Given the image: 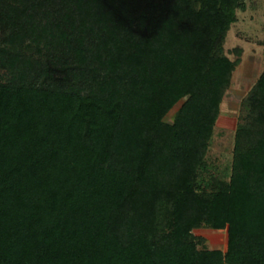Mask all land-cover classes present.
Returning <instances> with one entry per match:
<instances>
[{
    "label": "trees",
    "instance_id": "trees-1",
    "mask_svg": "<svg viewBox=\"0 0 264 264\" xmlns=\"http://www.w3.org/2000/svg\"><path fill=\"white\" fill-rule=\"evenodd\" d=\"M246 2L0 0V264H264V70L206 159Z\"/></svg>",
    "mask_w": 264,
    "mask_h": 264
},
{
    "label": "rangeland",
    "instance_id": "rangeland-1",
    "mask_svg": "<svg viewBox=\"0 0 264 264\" xmlns=\"http://www.w3.org/2000/svg\"><path fill=\"white\" fill-rule=\"evenodd\" d=\"M236 47L242 48L241 62L233 72L230 87L221 104V114L206 158L211 171L219 174L231 172L241 102L264 70V0H247L246 10L238 11V19L225 42L226 52L231 59L237 58ZM180 105L168 114L167 121H172ZM193 233L208 248H227V229L197 228Z\"/></svg>",
    "mask_w": 264,
    "mask_h": 264
}]
</instances>
